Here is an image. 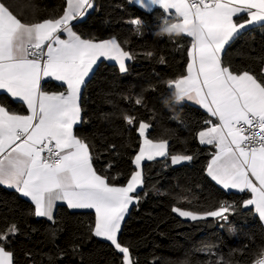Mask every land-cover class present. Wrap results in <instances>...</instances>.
Wrapping results in <instances>:
<instances>
[{"label":"snow or ice","instance_id":"1","mask_svg":"<svg viewBox=\"0 0 264 264\" xmlns=\"http://www.w3.org/2000/svg\"><path fill=\"white\" fill-rule=\"evenodd\" d=\"M135 2L148 11L151 6L162 9L159 29L167 24L165 31L191 38L186 74L166 84L177 100L193 101L207 113L196 133L199 144L215 149L205 166L207 176L225 190L251 194L239 204L220 201L191 209L174 205L172 212L192 221H228L229 215L250 209L264 222V70H236L222 59L225 47L244 31L264 30V0ZM31 6V0H0V90L27 109L22 114L0 106V186L28 198L34 205L31 214L53 223L57 202L73 210H94L92 235L110 242L122 254L121 264H136L118 234L130 205L140 200L142 162L159 157L178 165L195 157L171 154L169 140L150 138L152 125L141 120L138 151L131 161L135 168L126 183L115 184L118 176L101 174L93 166L91 145L74 134V126L83 123L82 86L99 60L115 61L125 73V62L135 57L115 37L82 38L74 30V22L93 9V0H65L62 14L35 22L14 14L15 10L22 16ZM131 23L143 22L136 18ZM159 62L166 61L161 57ZM49 79L60 82L64 90H45ZM135 104L142 105L143 97ZM123 118L128 125L136 120L127 114ZM18 233L15 223L0 230V264H15L7 246ZM205 250L211 251L210 246L201 249ZM256 264H264V251Z\"/></svg>","mask_w":264,"mask_h":264},{"label":"trees","instance_id":"2","mask_svg":"<svg viewBox=\"0 0 264 264\" xmlns=\"http://www.w3.org/2000/svg\"><path fill=\"white\" fill-rule=\"evenodd\" d=\"M93 3L89 14L74 22L77 34L82 38L115 37L135 57L128 61L125 73L113 61L100 60L82 88L83 123L74 127V133L91 145L93 166L109 178L118 176L113 183H126L135 168L131 161L138 151L141 120L152 125L150 138L169 140L171 154L195 157L178 165L165 158L142 163L140 200L128 210L119 241L130 247L136 264H253L264 251V224L250 209L229 215L228 221H192L172 212L174 205L191 209L220 201L239 204L250 197V193L225 190L207 176L205 166L213 149L196 139L207 118L205 110L171 101L173 90L166 81L185 73L191 38L155 35L163 17L158 7L148 11L129 0ZM31 5L22 16L15 10L14 14L31 22L59 16L65 0H31ZM136 18L143 23L132 24ZM161 57L164 64L159 62ZM222 59L233 69L260 74L264 69V30L253 27L244 31L225 47ZM44 88L49 92L64 90L51 79ZM141 96L143 104L136 105L135 99ZM0 103L12 111H24L4 94H0ZM125 114L136 117L133 125L126 123ZM111 145L116 147L111 149ZM178 199H182L179 204ZM33 208L31 201L15 190L0 186V230L12 223L19 228L7 246L14 252L15 264H121L122 254L110 242L92 235L93 210L58 204L53 223L32 215ZM209 246L211 251H201Z\"/></svg>","mask_w":264,"mask_h":264},{"label":"crops","instance_id":"3","mask_svg":"<svg viewBox=\"0 0 264 264\" xmlns=\"http://www.w3.org/2000/svg\"><path fill=\"white\" fill-rule=\"evenodd\" d=\"M132 2L134 3V4H136L137 6H139L136 2H135V0H132ZM140 7V6H139ZM152 8H154V7H157V6H151ZM141 8V7H140ZM143 9V8H142ZM146 10V9H145ZM102 60V59H101ZM100 61V60H99ZM98 61V62H99ZM110 61V60H109ZM97 62V63H98ZM116 65H117V67L119 68V65L115 62V61H113ZM187 62H188V57H187ZM187 62H186V65H187ZM126 63V66H127V63H128V61H126L125 62ZM96 66V65H95ZM95 66L93 67V70H94V68H95ZM262 70H264V69H262ZM92 73V72H91ZM90 73V74H91ZM184 74H186V70H185V73ZM90 76V75H89ZM88 76V77H89ZM87 77V78H88ZM87 78H86V80H87ZM60 83V82H59ZM82 88H83V86H82ZM82 91V90H81ZM0 94H4V95H6L8 98H10L11 100H13V101H15V102H17L19 105H21L23 108H24V111L23 112H16V111H13V112H16V113H22V114H27V109H26V106L25 105H23V103L22 102H20V101H17V100H15V99H13V98H11L7 93H5L3 90H0ZM183 102H187V103H190V104H193V105H196V106H198V107H200L199 105H197L195 102H193V101H187V100H185V101H182L181 103H183ZM0 106H4L2 103H0ZM201 108V107H200ZM12 111V110H11ZM75 127V126H74ZM138 132V131H137ZM75 134V133H74ZM213 150H212V152L215 150L214 148H212ZM135 156V155H134ZM159 158V157H158ZM211 158V157H210ZM143 163V162H142ZM215 182V181H214ZM10 189V188H9ZM14 190V189H13ZM234 191H236V190H234ZM251 195V194H250ZM26 198V197H25ZM26 199H28V198H26ZM29 200V199H28ZM30 201V200H29ZM58 204H65V203H63V202H57V205ZM66 205V204H65ZM34 206V205H33ZM67 206V205H66ZM130 207H131V205H130ZM130 207H129V209H130ZM55 211V210H54ZM94 211V210H93ZM94 216H95V213H94ZM261 221V220H260ZM262 222V221H261ZM262 224H264V222H262ZM253 264H256V262H254Z\"/></svg>","mask_w":264,"mask_h":264},{"label":"clouds","instance_id":"4","mask_svg":"<svg viewBox=\"0 0 264 264\" xmlns=\"http://www.w3.org/2000/svg\"><path fill=\"white\" fill-rule=\"evenodd\" d=\"M168 26H169V25L165 24L162 28L158 29V32H160V36H169V37H171V36H179V35H180V33L175 32V31H173V32H171V33L165 31L164 28H166V27H168ZM191 30H192L193 32H195L197 29H196V27L194 26ZM171 101L174 102V103L177 104V105L180 104V103L182 102V101H180V100H177V98H176V96H175L174 93L171 94Z\"/></svg>","mask_w":264,"mask_h":264},{"label":"built area","instance_id":"5","mask_svg":"<svg viewBox=\"0 0 264 264\" xmlns=\"http://www.w3.org/2000/svg\"><path fill=\"white\" fill-rule=\"evenodd\" d=\"M259 258H260V255L256 258V260L259 259ZM255 262H256V261H255Z\"/></svg>","mask_w":264,"mask_h":264}]
</instances>
